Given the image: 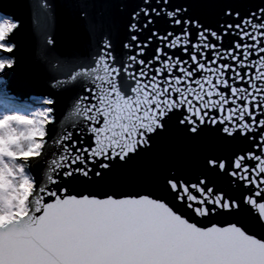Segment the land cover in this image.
I'll return each mask as SVG.
<instances>
[{"label": "snow or ice", "instance_id": "obj_1", "mask_svg": "<svg viewBox=\"0 0 264 264\" xmlns=\"http://www.w3.org/2000/svg\"><path fill=\"white\" fill-rule=\"evenodd\" d=\"M19 3L45 90L14 89L22 23L0 7V122L42 141L0 264H264V0Z\"/></svg>", "mask_w": 264, "mask_h": 264}, {"label": "water", "instance_id": "obj_2", "mask_svg": "<svg viewBox=\"0 0 264 264\" xmlns=\"http://www.w3.org/2000/svg\"><path fill=\"white\" fill-rule=\"evenodd\" d=\"M53 4L57 2V0H51ZM12 5L15 8V11L22 23V31H21V42H22V58H21V67L16 73V77L13 80V87L16 91H18L21 95H23L26 99L30 100V97L33 94H39L45 90L43 80L41 77V73L38 68L34 67L31 63V48L29 43V32H30V18L26 9L23 7L19 0H16L15 3L12 0H0V7H7ZM54 36L56 38L57 44L59 47L63 48L70 42H77L78 36L73 32V22L69 19V17L63 13L62 10L57 9V13L55 14V22H54ZM67 113H65L66 115ZM58 120L62 119L58 115ZM71 123L70 121L68 122ZM57 131L59 128L57 127ZM49 143L51 140L49 139ZM31 157L28 158V166L27 169H32Z\"/></svg>", "mask_w": 264, "mask_h": 264}, {"label": "rangeland", "instance_id": "obj_3", "mask_svg": "<svg viewBox=\"0 0 264 264\" xmlns=\"http://www.w3.org/2000/svg\"><path fill=\"white\" fill-rule=\"evenodd\" d=\"M36 123L32 122L27 125H20L16 123L14 126H9L8 121L0 122V156L6 157L4 163L7 167L0 166V173L3 170H7L10 175L7 177L8 191L12 192L13 189L9 187V183L13 181L15 176V168L21 164L27 168L28 159H19L24 157L29 151L30 144H38L41 140L40 126L37 129ZM29 131H35L36 138L32 141L26 139ZM35 152H32V156ZM3 193L0 192V199H2Z\"/></svg>", "mask_w": 264, "mask_h": 264}, {"label": "clouds", "instance_id": "obj_4", "mask_svg": "<svg viewBox=\"0 0 264 264\" xmlns=\"http://www.w3.org/2000/svg\"><path fill=\"white\" fill-rule=\"evenodd\" d=\"M20 125L31 124L30 121L20 120L18 121ZM36 128H39V125H36ZM36 138L35 131H29L27 140L32 141ZM42 139V137H40ZM41 148L40 144H30L29 151L25 154L24 157L19 159L27 160L30 158L32 152H36ZM25 171L28 175H31V170L25 168ZM10 173L7 170H3L0 173V192L3 193L2 199H0V227L10 224L13 220V216L16 214L13 212V209H19L20 212H23L25 202L28 200L29 195L32 192V183L28 181L20 182L12 192L8 191L7 177ZM35 178L33 177V180Z\"/></svg>", "mask_w": 264, "mask_h": 264}, {"label": "bare ground", "instance_id": "obj_5", "mask_svg": "<svg viewBox=\"0 0 264 264\" xmlns=\"http://www.w3.org/2000/svg\"><path fill=\"white\" fill-rule=\"evenodd\" d=\"M29 102H31V100H28ZM41 141H42V139L41 140H39V142H38V144H40L41 145ZM28 166V165H27Z\"/></svg>", "mask_w": 264, "mask_h": 264}]
</instances>
